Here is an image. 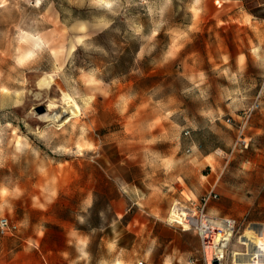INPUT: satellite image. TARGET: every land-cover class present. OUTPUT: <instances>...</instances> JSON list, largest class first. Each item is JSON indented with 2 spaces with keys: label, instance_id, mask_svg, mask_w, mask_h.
I'll list each match as a JSON object with an SVG mask.
<instances>
[{
  "label": "rangeland",
  "instance_id": "rangeland-1",
  "mask_svg": "<svg viewBox=\"0 0 264 264\" xmlns=\"http://www.w3.org/2000/svg\"><path fill=\"white\" fill-rule=\"evenodd\" d=\"M2 216L0 264L200 256L207 216L235 264L264 226V0H0Z\"/></svg>",
  "mask_w": 264,
  "mask_h": 264
},
{
  "label": "bare ground",
  "instance_id": "bare-ground-1",
  "mask_svg": "<svg viewBox=\"0 0 264 264\" xmlns=\"http://www.w3.org/2000/svg\"><path fill=\"white\" fill-rule=\"evenodd\" d=\"M53 81L54 77L51 74L46 73L40 77L39 84L42 86L50 85ZM63 99L65 103L70 106H74L76 108L80 107L74 97L71 95H65ZM64 110V107L58 108L54 114V117L61 119L64 115ZM177 209L178 207L175 205L172 211L173 215H181ZM183 213L186 214V211H183ZM213 222L220 226L214 237V246L218 251L225 252V246H228L233 238L234 224L232 223L231 219L220 218L216 216H207L205 221H202L200 224L210 225V223ZM185 226L189 227V224L185 222ZM241 241L246 243L248 247L246 251H241L238 249L234 250L235 264H264V226L255 235H251L249 237L247 234H245L244 237L241 238Z\"/></svg>",
  "mask_w": 264,
  "mask_h": 264
},
{
  "label": "built area",
  "instance_id": "built-area-1",
  "mask_svg": "<svg viewBox=\"0 0 264 264\" xmlns=\"http://www.w3.org/2000/svg\"><path fill=\"white\" fill-rule=\"evenodd\" d=\"M259 106H260V101L256 99L248 108L243 110L240 120L237 124V130H238V138L236 141L237 143H240V144L248 143V139L246 135V128L248 125V121L254 109L258 108ZM212 195L216 196L217 193L210 192L206 196L203 197L202 209H204L205 205L207 204L209 198ZM16 227L17 225L15 223H12L8 217L6 216L0 217L1 233H7L10 231H13L14 229H16ZM197 227H198L199 235L201 237L202 253L200 256L191 257L189 261L193 264H214V260H217L218 263H222L221 261L225 257V252L218 251L214 246V237L216 235L217 229L219 230L220 226L219 225H198ZM234 227L235 225H233V228ZM199 260H201L202 263H199ZM139 263L142 264L143 261H140Z\"/></svg>",
  "mask_w": 264,
  "mask_h": 264
},
{
  "label": "crops",
  "instance_id": "crops-1",
  "mask_svg": "<svg viewBox=\"0 0 264 264\" xmlns=\"http://www.w3.org/2000/svg\"><path fill=\"white\" fill-rule=\"evenodd\" d=\"M181 230L185 231L186 229L183 228ZM173 240L174 238L169 239V243L166 245H171V242ZM161 256H162V262L164 264H193L189 261V259L191 257L198 256V254L195 253L193 249H189L185 246L179 245L177 249L175 247L171 248V246L170 248L165 249L164 252L161 254ZM200 261L201 260H199V263H201Z\"/></svg>",
  "mask_w": 264,
  "mask_h": 264
},
{
  "label": "water",
  "instance_id": "water-1",
  "mask_svg": "<svg viewBox=\"0 0 264 264\" xmlns=\"http://www.w3.org/2000/svg\"><path fill=\"white\" fill-rule=\"evenodd\" d=\"M218 263V261L217 260H214V264H217Z\"/></svg>",
  "mask_w": 264,
  "mask_h": 264
}]
</instances>
